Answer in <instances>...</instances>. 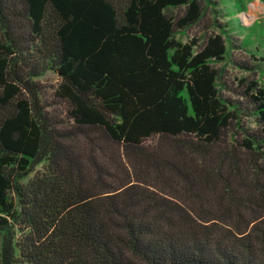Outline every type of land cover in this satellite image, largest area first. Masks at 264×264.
<instances>
[{
	"label": "trees",
	"instance_id": "trees-1",
	"mask_svg": "<svg viewBox=\"0 0 264 264\" xmlns=\"http://www.w3.org/2000/svg\"><path fill=\"white\" fill-rule=\"evenodd\" d=\"M200 15L0 0V264H264V84L243 92L256 130L233 136L225 32L176 38ZM46 68L65 120L41 104Z\"/></svg>",
	"mask_w": 264,
	"mask_h": 264
},
{
	"label": "rangeland",
	"instance_id": "rangeland-1",
	"mask_svg": "<svg viewBox=\"0 0 264 264\" xmlns=\"http://www.w3.org/2000/svg\"><path fill=\"white\" fill-rule=\"evenodd\" d=\"M199 19L180 30L176 38L183 43L195 41L203 45L207 37L225 32L227 52L224 59L213 63L217 70L220 96L239 106L238 125L233 122L229 133L254 131L257 126L243 92L251 81L264 84V3L259 0H197ZM169 14L179 19L186 7L172 8ZM45 111L54 118L65 120V103L54 96L60 78L46 68L34 79Z\"/></svg>",
	"mask_w": 264,
	"mask_h": 264
}]
</instances>
